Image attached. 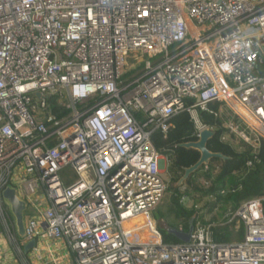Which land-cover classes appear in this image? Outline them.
I'll return each mask as SVG.
<instances>
[{
  "label": "built area",
  "instance_id": "1",
  "mask_svg": "<svg viewBox=\"0 0 264 264\" xmlns=\"http://www.w3.org/2000/svg\"><path fill=\"white\" fill-rule=\"evenodd\" d=\"M130 55L147 59L135 73ZM51 97L70 114H54ZM223 106L242 120L228 128L257 149L264 0H0V227L9 244L23 253L43 232L66 241L74 264H264V198L198 221L189 242H165L151 215L168 190L152 135L187 111L199 138L212 128L200 110L221 116ZM9 186L38 210L24 243L2 196ZM140 216L150 242L134 234ZM223 226L243 236L217 241Z\"/></svg>",
  "mask_w": 264,
  "mask_h": 264
},
{
  "label": "trees",
  "instance_id": "2",
  "mask_svg": "<svg viewBox=\"0 0 264 264\" xmlns=\"http://www.w3.org/2000/svg\"><path fill=\"white\" fill-rule=\"evenodd\" d=\"M49 102L53 113L57 116H63L68 112L57 104L54 97L49 98ZM209 107L213 112H218L220 103L210 104ZM223 113L221 116H216L210 111L200 110V118L216 132L209 140L208 148L213 152H222L229 158L226 160L215 158L209 165L202 166L190 176L183 191L179 186L168 187V190H172L169 203L165 208L158 205L155 209V218L165 219L169 223L167 228L178 229L182 226L184 231H189L199 220L204 224L219 220L213 217L206 221L202 219L196 207H188L184 203L185 198H194L195 193H199L200 197H214L209 210L211 212L220 205L222 210L220 214L223 218L228 209L236 210L244 201L264 198V139L259 140L257 149L243 140V150H238L231 142L224 139L225 134L230 132L231 136H234V133L225 126L226 117ZM171 122L172 129L167 134L157 130L152 135V142L155 148L167 157L168 173L177 183L184 169L193 166L199 160L200 152L179 146L181 143L198 139L190 113L180 112L172 117ZM235 122L243 128L239 118L235 117ZM255 156L259 161L249 168L247 162L254 160ZM200 176L205 178L208 185L198 182ZM166 233L169 235L168 231ZM216 233L217 231L215 238L223 240V237Z\"/></svg>",
  "mask_w": 264,
  "mask_h": 264
},
{
  "label": "rangeland",
  "instance_id": "3",
  "mask_svg": "<svg viewBox=\"0 0 264 264\" xmlns=\"http://www.w3.org/2000/svg\"><path fill=\"white\" fill-rule=\"evenodd\" d=\"M172 51V48H171ZM160 59L162 58L159 57ZM146 58H142L140 62H136L133 58L132 55L129 56L128 58V65L126 66V70H133V72H137L144 64V62L146 61ZM153 61V60H152ZM139 63H141V66L138 68L136 67ZM132 64H134V68L132 66ZM129 74H127L125 77L128 78ZM223 114L226 117V122H225V126L226 127H230L231 125H235V116L234 113L232 111H230L226 106H223ZM70 114V112L68 111L65 115ZM231 132L234 133V136H231V133H227L224 136V139L226 141H229L233 144L234 147H236L238 150H243V138H241L238 134H236V132H234L233 130H231ZM248 143V142H247ZM166 161L164 164V178L167 181V185L168 187H173V186H178V182L175 183L169 173H168V160L167 157L165 156ZM69 174V177L74 178L75 175L73 172H69L67 173V175ZM183 174V173H182ZM182 176V175H181ZM198 182L203 183L205 185H208V182L205 180V178L203 176H200L198 178ZM186 183H184V185L182 187H185L186 189ZM183 189V190H185ZM182 190V191H183ZM172 190H167L164 199L162 200V202L160 203V207L163 206V208L166 207V205L169 203L170 200V196H171ZM214 201V197L212 196H206V197H200L199 193H195L194 198L192 197H187L184 199V203L188 206V207H196L199 210V214L201 215L202 219L209 221L211 220L213 217H216L217 219H219L218 221H221L223 219V217H221L222 215L221 213V208L220 205L216 206L211 212H210V207H211V203ZM39 206V205H38ZM40 208L42 207V205L39 206ZM155 210H153L151 212L152 217L156 220L157 222V227L159 229V231L161 232L162 236H163V240L167 243H178L181 242L180 239H178L177 237H175L174 235L170 234L169 235L166 233L167 227L169 226L168 222L165 219H156L155 218ZM38 215V210H36L35 208L32 207V205L30 204V206L28 207L25 216L27 219H29L32 216H37ZM201 219V220H202ZM200 221V220H199ZM147 219L146 217L141 218L139 221H136L137 223V228L134 232L135 236L138 237L140 239V241L145 242V241H149L152 237H155L154 232L152 231L151 228H149L146 225ZM215 232L217 231V233L219 234V236L223 237V240H217V241H232L235 238H238L239 240L241 239V237L243 236L244 233V229H241V232L236 234L233 227H216ZM0 236L3 237L5 240V242L7 243V245H9L11 247V245L9 244L7 237L4 233H2L1 227H0ZM216 233V234H217ZM19 237V236H18ZM20 243H24L23 239L19 237ZM38 242H39V247L37 248V250H32L29 254H24V252H20L19 250L11 247V250L13 252V257L19 262V264H74V255L72 253L71 248L69 247V245L66 243L65 240L63 239H53V238H49L47 237L43 232H41L38 235Z\"/></svg>",
  "mask_w": 264,
  "mask_h": 264
},
{
  "label": "water",
  "instance_id": "4",
  "mask_svg": "<svg viewBox=\"0 0 264 264\" xmlns=\"http://www.w3.org/2000/svg\"><path fill=\"white\" fill-rule=\"evenodd\" d=\"M38 97H42L40 93L37 94ZM242 120H240V123ZM216 134L215 130L212 128H206L201 133L199 138L196 141H189L181 143L179 146L184 148H192L200 152L199 160L190 167L184 169V172L181 178L178 181V186L183 188L182 186L190 176L198 171L202 166L209 165L210 162L215 158H220L223 160L228 159L229 157L223 154L222 152H213L208 148L209 140L214 137ZM3 199L5 203L8 205L11 214L15 219L16 230L18 236L22 239L26 236V216L25 213L28 209V202L19 197L18 191L15 187L9 186L2 193ZM194 227H191L187 232H181L177 228L169 227L167 228L168 232L178 239L189 242L191 238V234ZM38 247V239L33 238L30 241L26 242L23 247L24 254H29L32 250Z\"/></svg>",
  "mask_w": 264,
  "mask_h": 264
},
{
  "label": "crops",
  "instance_id": "5",
  "mask_svg": "<svg viewBox=\"0 0 264 264\" xmlns=\"http://www.w3.org/2000/svg\"><path fill=\"white\" fill-rule=\"evenodd\" d=\"M5 240L6 239L0 236V264H19V262L13 257L14 254L11 250V247L7 245ZM38 247H39V242H38ZM37 248L34 250H37Z\"/></svg>",
  "mask_w": 264,
  "mask_h": 264
},
{
  "label": "bare ground",
  "instance_id": "6",
  "mask_svg": "<svg viewBox=\"0 0 264 264\" xmlns=\"http://www.w3.org/2000/svg\"><path fill=\"white\" fill-rule=\"evenodd\" d=\"M239 111L242 112V113H244V109H242V108H240ZM144 217H145V216H140L136 221H139L141 218H144ZM136 221L134 222L135 224H137ZM126 226H127V223H126ZM127 227H128V226H127ZM153 239H154V237H152L149 241H145V242H150V241H152Z\"/></svg>",
  "mask_w": 264,
  "mask_h": 264
}]
</instances>
